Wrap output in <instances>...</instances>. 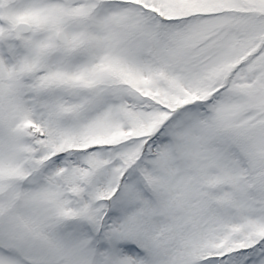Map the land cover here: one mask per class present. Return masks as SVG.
Listing matches in <instances>:
<instances>
[{
	"label": "snow or ice",
	"instance_id": "6c2138e0",
	"mask_svg": "<svg viewBox=\"0 0 264 264\" xmlns=\"http://www.w3.org/2000/svg\"><path fill=\"white\" fill-rule=\"evenodd\" d=\"M0 264H264V0H0Z\"/></svg>",
	"mask_w": 264,
	"mask_h": 264
}]
</instances>
